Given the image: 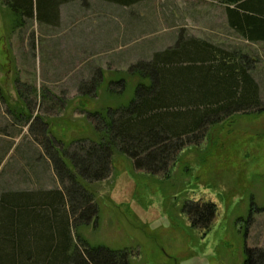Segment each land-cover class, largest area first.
<instances>
[{"label":"rangeland","instance_id":"obj_1","mask_svg":"<svg viewBox=\"0 0 264 264\" xmlns=\"http://www.w3.org/2000/svg\"><path fill=\"white\" fill-rule=\"evenodd\" d=\"M1 1L0 103L10 121L16 122L10 113L20 103L27 106L18 112L39 116L33 115L29 131H19L10 130L0 112V180L27 147L32 150L29 135L34 125L42 131L40 121L63 142L91 132L88 125L94 119L78 105L93 96L95 78L103 76L107 83L113 79L103 75L113 69L109 60L123 58L119 68L127 70L181 37L245 52L218 0H142L129 7L109 0H69L57 7L54 24L24 17L12 33L6 28L12 23L6 16L10 11ZM92 37L97 41L88 43ZM245 48L256 59L250 73L264 101V43ZM125 78L126 91L135 79ZM107 90L104 84L97 88L94 107L111 104L106 103ZM17 122L27 124L25 119ZM77 144L70 145L68 154L77 153ZM65 146L55 141L51 149ZM61 185H70L69 179ZM90 185L98 202V222L78 230L89 244L126 248L131 264H241L244 248H264V114L236 116L213 129L197 148H185L168 180L141 175L117 154L109 178ZM188 200L216 205L206 231L192 228L180 212Z\"/></svg>","mask_w":264,"mask_h":264},{"label":"trees","instance_id":"obj_2","mask_svg":"<svg viewBox=\"0 0 264 264\" xmlns=\"http://www.w3.org/2000/svg\"><path fill=\"white\" fill-rule=\"evenodd\" d=\"M67 1L34 0L33 5V0H2L12 21L6 28L12 33L22 26L24 17L54 24L57 7ZM141 1L109 0L125 7ZM219 2L226 5L231 29L249 41L264 42V0ZM255 63L254 56L181 37L174 46L154 52L148 61H138L124 73L103 74H111L108 83L103 76L95 78L93 96L78 105L87 118L94 119L88 125L91 132L56 141L66 145L61 150L52 151L55 141L44 142L59 180L68 178L70 185L44 194L1 198L0 264H131L128 249L89 244L78 234L80 228L98 222V202L90 183L109 178L117 154L141 175L168 180L185 148H197L213 129L236 116L264 114V101L250 73ZM125 76L135 79L126 91ZM101 84L108 86L106 103L111 104L94 107ZM74 143L79 146L77 153L68 154ZM180 212L192 228L206 231L216 205L188 200ZM243 253L241 264H264V248H244Z\"/></svg>","mask_w":264,"mask_h":264},{"label":"crops","instance_id":"obj_3","mask_svg":"<svg viewBox=\"0 0 264 264\" xmlns=\"http://www.w3.org/2000/svg\"><path fill=\"white\" fill-rule=\"evenodd\" d=\"M219 2V0H218ZM220 5H222V9L224 11V14L226 15L225 9L226 5L222 4L220 2ZM195 10V9H194ZM196 13V11H195ZM227 21V20H226ZM197 25V23H196ZM201 26V24H199ZM228 26V24H227ZM229 27V26H228ZM104 28V26L102 27ZM230 28V27H229ZM216 30V29H215ZM230 30L233 31V35L236 38H239L237 40H240L245 44V47L248 45V48L250 46H254L255 42L249 41L239 34H237L233 29L230 28ZM238 35V36H237ZM97 38L92 37L90 40H88V43L96 42ZM111 41V39H110ZM264 43V42H262ZM245 47L242 46V51H237L240 54L250 55L253 56V51L247 50ZM125 60L122 58L121 60L115 59V60H109L108 64L113 65V69H108L105 74L108 73H124L125 69H120V65H124ZM19 106V107H18ZM24 106H27L26 104H17L15 107L11 110H14L15 113H10L12 117L15 119L16 122L10 121L8 116L3 112V108L0 103V112L3 114V119L5 121V124L9 126L10 130L12 128L18 129L19 131H24L27 129L29 131L30 127H28L29 122L33 119L37 118L39 115L36 113H33L29 116H25L21 114L20 109H23ZM26 120L27 124L22 127L17 121ZM42 123L43 129L41 132L37 131V126L34 125L33 127V133L29 135V142L32 145V150L28 148L26 151V154L23 155L18 159L17 162H15L14 166L9 170V172L0 180V201L1 198L7 195L11 194H44L47 191L60 189L61 188V181L59 180L58 175L55 173L54 166L50 158L47 156L46 152L44 151V148L40 144V140H43L44 142L46 140L51 141H59L61 139H58L57 137H54L53 133H47V129L44 128L46 125V122L44 120L40 121ZM6 131V130H5ZM37 131V132H35ZM29 133V132H28ZM5 137L9 138L11 137V134L8 132H5ZM76 138V137H75ZM73 139V138H71ZM70 139V140H71ZM69 140V141H70ZM8 141V140H7ZM33 149L36 152V155L38 159L35 158V153Z\"/></svg>","mask_w":264,"mask_h":264}]
</instances>
